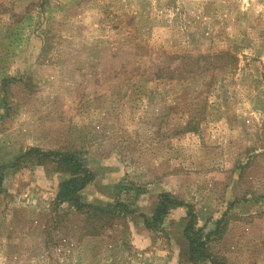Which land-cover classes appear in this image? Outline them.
<instances>
[{
	"label": "rangeland",
	"instance_id": "obj_1",
	"mask_svg": "<svg viewBox=\"0 0 264 264\" xmlns=\"http://www.w3.org/2000/svg\"><path fill=\"white\" fill-rule=\"evenodd\" d=\"M0 264H264V0H0Z\"/></svg>",
	"mask_w": 264,
	"mask_h": 264
},
{
	"label": "trees",
	"instance_id": "obj_2",
	"mask_svg": "<svg viewBox=\"0 0 264 264\" xmlns=\"http://www.w3.org/2000/svg\"><path fill=\"white\" fill-rule=\"evenodd\" d=\"M31 153L35 157L40 155L41 158L39 159H43L45 157L50 159L52 157L55 161H58L59 167L68 169L71 172V177L60 183L58 198H60V200L72 201L74 203L73 205L78 210L87 208L90 214L86 220H98L100 215L105 212L104 207L85 204L82 202L81 195L79 194V191L94 178L95 174L84 166L81 159L77 157V154L73 151L45 152L39 148H30L25 154H22L20 158L24 159ZM181 203L183 202L178 201L172 193H163L159 198L157 207L152 216L150 218L146 215L144 216L146 226L154 227L156 224L162 222L164 216L169 212V210ZM186 207L187 217L184 226V234L189 242L186 258L189 262L191 261L192 263H196L199 259H203L206 253L203 249H201L203 241H201L202 236L200 230L196 228V212L191 204H186Z\"/></svg>",
	"mask_w": 264,
	"mask_h": 264
}]
</instances>
